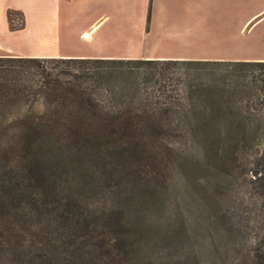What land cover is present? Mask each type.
Masks as SVG:
<instances>
[{
    "label": "trees",
    "instance_id": "1",
    "mask_svg": "<svg viewBox=\"0 0 264 264\" xmlns=\"http://www.w3.org/2000/svg\"><path fill=\"white\" fill-rule=\"evenodd\" d=\"M0 264H264V59L0 54Z\"/></svg>",
    "mask_w": 264,
    "mask_h": 264
},
{
    "label": "crops",
    "instance_id": "2",
    "mask_svg": "<svg viewBox=\"0 0 264 264\" xmlns=\"http://www.w3.org/2000/svg\"><path fill=\"white\" fill-rule=\"evenodd\" d=\"M8 10L22 27H8ZM261 33L264 0H0V51L11 55L240 60L261 50Z\"/></svg>",
    "mask_w": 264,
    "mask_h": 264
},
{
    "label": "rangeland",
    "instance_id": "3",
    "mask_svg": "<svg viewBox=\"0 0 264 264\" xmlns=\"http://www.w3.org/2000/svg\"><path fill=\"white\" fill-rule=\"evenodd\" d=\"M19 22H20V15L19 14H13L12 15V24L13 25H18ZM81 38H83V35H81ZM254 39H256L257 42H259V44H262V46H259V47H261L260 48L261 50L241 51L239 53V57L241 59H264V48H263L264 47V45H263L264 44V38H263L262 33L256 35L254 37ZM75 44H76L77 47L83 46V43L80 42V41H77ZM0 54H7V53L0 51ZM241 193L242 194H246L247 193L246 189H242ZM244 197L247 198L248 196L245 195Z\"/></svg>",
    "mask_w": 264,
    "mask_h": 264
},
{
    "label": "bare ground",
    "instance_id": "4",
    "mask_svg": "<svg viewBox=\"0 0 264 264\" xmlns=\"http://www.w3.org/2000/svg\"><path fill=\"white\" fill-rule=\"evenodd\" d=\"M82 35H83V38H84V39H87L88 36H89V35H88V32H84Z\"/></svg>",
    "mask_w": 264,
    "mask_h": 264
}]
</instances>
